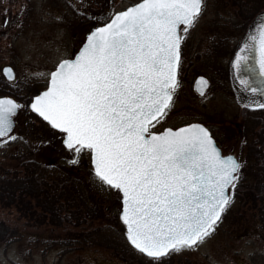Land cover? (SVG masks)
<instances>
[{
    "label": "snow or ice",
    "instance_id": "obj_1",
    "mask_svg": "<svg viewBox=\"0 0 264 264\" xmlns=\"http://www.w3.org/2000/svg\"><path fill=\"white\" fill-rule=\"evenodd\" d=\"M205 6V0H135L109 7L79 50L45 73L43 89L24 103L0 96V145L17 139L14 116L27 107L60 131L73 162L88 151L95 177L121 194L127 240L156 264L198 247L232 203L241 176L243 162L223 153L203 123L157 129L179 87L182 42ZM231 65L242 88L264 93V15ZM2 71L16 80L12 66ZM207 83L198 78L201 93ZM246 105L264 108V95Z\"/></svg>",
    "mask_w": 264,
    "mask_h": 264
},
{
    "label": "rangeland",
    "instance_id": "obj_2",
    "mask_svg": "<svg viewBox=\"0 0 264 264\" xmlns=\"http://www.w3.org/2000/svg\"><path fill=\"white\" fill-rule=\"evenodd\" d=\"M28 2L32 6L31 12L26 18L13 21L12 15L17 10L18 3L0 0V71L3 65H11L16 74L14 84L23 90L31 86L36 93L47 84L45 73L50 71L62 56L74 54L87 32L94 27L87 20L88 15L84 13L100 11L102 5L107 9L113 7L120 10L135 0H111L106 3L103 0H70L69 4H66L65 0ZM77 4L83 6L82 11L76 10ZM205 4L197 23L187 34L193 43V52H202L207 48L209 36L215 29L213 26L218 28V32L229 33L233 40H239L240 36L229 31L228 27L217 24L218 15L210 0H206ZM202 68L200 62L194 58L186 57L181 61L178 71L179 87L174 94L172 107L157 129L177 127L194 121L203 123L219 140L218 144L223 153L231 152L239 157L240 118L237 113L243 102L239 100L237 93L229 92L218 82H212L209 90L203 95L195 92L192 82L197 74L203 73L202 70L205 69ZM35 93H30L29 96ZM15 98L21 103L26 99ZM28 110L30 109L22 107L15 117L14 131L18 134L17 139L0 145L1 164H13L9 155L23 147L22 137H30L33 130L37 132L36 136L39 134L40 138L50 140L64 149L67 155L73 156L74 154L63 145L60 131H50L48 126L33 121L28 115ZM84 152L90 163V153ZM117 195L121 197L118 191ZM120 206L121 202L119 208ZM0 218L10 223L25 224L24 237L21 240L0 244V264H149L142 253L116 254L113 249L104 246H83L69 251H62L61 247H53L47 251H43L40 246L29 248L28 240L31 235L38 233L47 236L50 233L49 225L27 221V217L21 216L13 207L0 206ZM263 251L264 238L255 216L248 211L239 221L220 220L198 247L173 252L168 257L173 258L172 264L185 260L193 264H264Z\"/></svg>",
    "mask_w": 264,
    "mask_h": 264
},
{
    "label": "trees",
    "instance_id": "obj_3",
    "mask_svg": "<svg viewBox=\"0 0 264 264\" xmlns=\"http://www.w3.org/2000/svg\"><path fill=\"white\" fill-rule=\"evenodd\" d=\"M8 1L18 3L12 15L13 21L26 18L32 10L28 0L24 3V0ZM69 1L65 0L66 4ZM108 1L111 0H103L104 3ZM210 2L218 15L217 24L228 27L237 36L244 34L256 14L264 7V0ZM107 11L106 6L102 5L100 11H93L87 20L96 26L97 22L104 19L102 13ZM213 27L215 29L209 36V48L201 58L196 59L208 71L212 82L217 83V77L225 75L228 70L223 57L231 54L234 47L229 33L222 34L217 27ZM33 90L31 86L25 90L17 87L14 81L7 80L0 71V95L27 98L30 93H35ZM28 115L33 121L48 126L50 131L54 130L31 110H28ZM237 116L240 118L239 159L243 163L234 199L222 213L221 220L239 221L250 211L264 238V108L243 105ZM36 133L33 130L30 137H22L23 147L9 155L13 164L8 166L0 162V206L15 208L21 216L27 217V221L49 225L50 233L47 236L38 233L31 235L29 248L40 246L43 251H47L61 247L62 251H69L83 246H104L113 249L116 254L139 252L128 243L124 235L125 227L119 215L120 196L114 188L95 177L85 152L80 153L79 162H73V156L67 155L64 149L50 140L40 138L39 134L36 136ZM24 225L23 222L10 223L0 218V244L21 240L24 237ZM143 258L149 264H156L145 255ZM172 263L173 258H162V264ZM177 264L193 263L185 260Z\"/></svg>",
    "mask_w": 264,
    "mask_h": 264
},
{
    "label": "flooded vegetation",
    "instance_id": "obj_4",
    "mask_svg": "<svg viewBox=\"0 0 264 264\" xmlns=\"http://www.w3.org/2000/svg\"><path fill=\"white\" fill-rule=\"evenodd\" d=\"M264 8V7H263ZM261 8V9H263ZM260 9V10H261ZM255 19V17H254ZM254 19L251 21V24L250 26L246 29V31L244 32V34H240L238 36H240L239 40H233L232 39V45L234 47V50L231 54L229 55H225L223 57V61L226 63V67H227V73L224 75V74H221L217 77L218 79V83H222L224 88L226 90H229V92L231 91H234L235 93L238 94V98L240 101L243 102V105H246V101H252V100H257L259 99L258 96L256 94H253V93H249L247 91H244V88H242L239 84V80L236 78L235 76V73H234V69L231 65V61L234 59V56H235V52L238 50L239 46L241 45L243 39L246 37V35L248 34L250 28H254L255 26V21ZM190 36H187L186 39L182 42V45H181V61L183 59H185L186 57H189V58H194L195 60H197L196 58H201L202 57V54L203 52H205L208 48H209V41H208V45H207V48L202 51V52H199V51H194V46H193V43L191 42ZM193 60V59H192ZM191 60V61H192ZM199 62V60H197ZM180 68V67H179ZM203 69V68H202ZM179 71V70H178ZM203 73H199L197 74L196 76L198 75H204L207 80H208V87L207 89L205 90V92L203 94H205L210 86H211V83H212V79H211V76L209 75L208 71L207 70H202ZM195 76V78H196ZM194 78V79H195ZM194 81V80H193ZM192 85H193V82H192ZM221 85V84H220ZM193 87V86H192ZM194 90V88H193ZM195 91V90H194ZM196 92V91H195ZM199 94V93H198ZM203 94H199V95H203ZM247 106V105H246ZM209 128V127H208ZM210 129V128H209ZM210 131H212L210 129Z\"/></svg>",
    "mask_w": 264,
    "mask_h": 264
},
{
    "label": "water",
    "instance_id": "obj_5",
    "mask_svg": "<svg viewBox=\"0 0 264 264\" xmlns=\"http://www.w3.org/2000/svg\"><path fill=\"white\" fill-rule=\"evenodd\" d=\"M262 15H264V9H262L257 15H256V17H255V19H254V21H255V25L257 24V23H259L260 22V18H261V16ZM255 27V26H254ZM91 30V29H90ZM85 38H86V36H85ZM84 38V39H85ZM247 38V35H246V37L243 39V41L245 40ZM243 41H242V43H241V45L243 44ZM240 45V46H241ZM80 46H82V43H81V45ZM79 46V47H80ZM239 46V47H240ZM239 49V48H238ZM79 50V48L76 50V51H78ZM5 65H9V64H5ZM5 65H3L2 67H1V72H2V74H3V76L7 79V77H6V75L3 73V71H2V69H3V67L5 66ZM11 66V65H10ZM234 73H235V71H234ZM242 74L243 75H248L249 73L247 72V70H244L243 72H242ZM200 76H204V75H198V76H196V78L194 79V81H193V88H194V90L197 92V93H199V94H203L204 92H205V90L207 89V87H208V83H207V86L206 87H204V92L203 93H201L200 91H199V87H198V78L200 77ZM235 76H236V78H237V75H236V73H235ZM205 77V76H204ZM206 78V77H205ZM8 80V79H7ZM206 80H207V78H206ZM208 81V80H207ZM254 86H257V87H259L260 85H259V83L257 82ZM244 91H247V90H245L244 89ZM248 92V91H247ZM253 94H256L257 96H258V98L261 96V95H264V93H253ZM0 96H4V95H0ZM9 96H12V95H9ZM13 97V96H12ZM13 98H15V97H13ZM19 111V110H18ZM33 112V111H32ZM18 113V112H17ZM36 114V113H35ZM17 115V114H16ZM16 115L14 116V120H15V117H16ZM36 115H38V114H36ZM194 122H196V121H194ZM190 123H193V122H190ZM198 123H200V122H198ZM183 124H181V125H179V126H177V127H180V126H182ZM15 126V125H14ZM207 127V126H206ZM63 143V142H62ZM218 144V143H217ZM218 146H219V144H218ZM66 147V146H65ZM220 147V146H219ZM225 154H227V153H225ZM90 164H91V158H90ZM92 166V165H91ZM121 195V194H120ZM120 202H121V206H120V211H121V209H122V200H121V197H120ZM120 213V212H119ZM122 220V219H121ZM123 222V221H122ZM125 226V225H124ZM125 236H126V226H125ZM127 239V238H126ZM128 241V240H127ZM128 243L131 245V243L128 241ZM133 248H135L133 245H131ZM137 250V249H136ZM139 251V250H138ZM145 255V254H144Z\"/></svg>",
    "mask_w": 264,
    "mask_h": 264
}]
</instances>
